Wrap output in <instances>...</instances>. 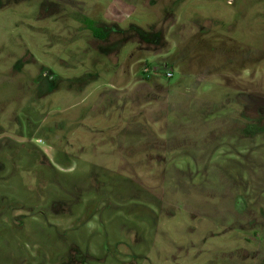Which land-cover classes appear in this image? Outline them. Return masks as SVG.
Here are the masks:
<instances>
[{
  "label": "rangeland",
  "instance_id": "rangeland-1",
  "mask_svg": "<svg viewBox=\"0 0 264 264\" xmlns=\"http://www.w3.org/2000/svg\"><path fill=\"white\" fill-rule=\"evenodd\" d=\"M0 264H264V0H0Z\"/></svg>",
  "mask_w": 264,
  "mask_h": 264
},
{
  "label": "trees",
  "instance_id": "trees-1",
  "mask_svg": "<svg viewBox=\"0 0 264 264\" xmlns=\"http://www.w3.org/2000/svg\"><path fill=\"white\" fill-rule=\"evenodd\" d=\"M88 23L90 24V27L92 28V30H93V33H94L95 35H97V36H101V35H102V34H101V32H100L98 29H96V28L92 27V25H91V22H90V21H88Z\"/></svg>",
  "mask_w": 264,
  "mask_h": 264
},
{
  "label": "built area",
  "instance_id": "built-area-1",
  "mask_svg": "<svg viewBox=\"0 0 264 264\" xmlns=\"http://www.w3.org/2000/svg\"><path fill=\"white\" fill-rule=\"evenodd\" d=\"M170 75V74H169Z\"/></svg>",
  "mask_w": 264,
  "mask_h": 264
}]
</instances>
